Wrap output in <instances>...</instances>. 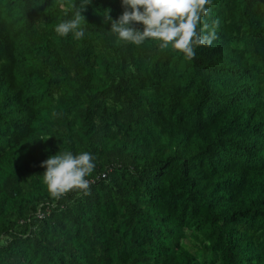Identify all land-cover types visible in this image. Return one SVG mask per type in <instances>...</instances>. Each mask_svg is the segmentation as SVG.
I'll list each match as a JSON object with an SVG mask.
<instances>
[{"label": "trees", "instance_id": "trees-1", "mask_svg": "<svg viewBox=\"0 0 264 264\" xmlns=\"http://www.w3.org/2000/svg\"><path fill=\"white\" fill-rule=\"evenodd\" d=\"M79 2L0 0V264H264V0H212L192 59L118 41L122 0L59 36ZM59 152L107 177L51 197Z\"/></svg>", "mask_w": 264, "mask_h": 264}, {"label": "clouds", "instance_id": "clouds-1", "mask_svg": "<svg viewBox=\"0 0 264 264\" xmlns=\"http://www.w3.org/2000/svg\"><path fill=\"white\" fill-rule=\"evenodd\" d=\"M211 2L212 0H122L124 11L118 20L112 19L111 9H106L103 13L97 10V14H102L104 22L111 24L109 32L116 34L118 41L139 46L151 39L159 42L161 49H167L171 45L172 49L184 54L185 58L192 59L196 47H210L217 38L215 25H218V21L214 22L211 31H208L206 23L198 29L202 18L210 10L206 6H210ZM91 3L92 0H80L78 7L73 5L72 18L59 23L55 32L62 37L72 33L75 39L83 38L85 32L81 24L86 23V19L82 13L87 11ZM134 24H142L143 31L134 27ZM93 160L94 157L88 152L78 155L59 152L43 162L41 167L46 168L42 176L43 183L51 197L59 199L73 190L89 194L90 185L86 177L95 168Z\"/></svg>", "mask_w": 264, "mask_h": 264}, {"label": "built area", "instance_id": "built-area-1", "mask_svg": "<svg viewBox=\"0 0 264 264\" xmlns=\"http://www.w3.org/2000/svg\"><path fill=\"white\" fill-rule=\"evenodd\" d=\"M107 172H104L102 175H98L96 177H90L86 178L89 181L90 187L96 184L97 181H99L101 178H106L107 177Z\"/></svg>", "mask_w": 264, "mask_h": 264}]
</instances>
